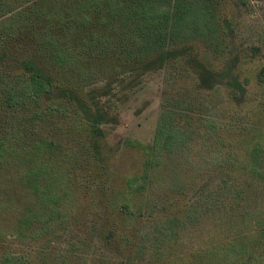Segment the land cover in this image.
I'll list each match as a JSON object with an SVG mask.
<instances>
[{"label": "trees", "instance_id": "16d2710c", "mask_svg": "<svg viewBox=\"0 0 264 264\" xmlns=\"http://www.w3.org/2000/svg\"><path fill=\"white\" fill-rule=\"evenodd\" d=\"M197 4L0 0V264H264V93L249 103L250 78L194 50L217 2ZM156 72L193 75L227 103L201 115L203 128L179 120L193 112L190 93L162 104L152 144H122L144 159L117 186L107 135L127 92ZM258 78L264 86V66ZM193 135L209 162L190 186L173 158ZM161 179L176 197L157 193ZM187 189L182 209L157 216Z\"/></svg>", "mask_w": 264, "mask_h": 264}, {"label": "rangeland", "instance_id": "374dc122", "mask_svg": "<svg viewBox=\"0 0 264 264\" xmlns=\"http://www.w3.org/2000/svg\"><path fill=\"white\" fill-rule=\"evenodd\" d=\"M189 1L198 3L197 5L201 2V0H185L187 3ZM216 2V14L211 19L209 17L204 19L206 21L210 19L209 23H203V21L196 23L197 28L200 27L196 30L195 38H189V41H194L195 46L193 48L199 53L211 59L215 56L214 63L216 65L222 67L233 66L235 73H238L241 80L250 78L247 97L250 100L249 103L256 102L261 97L260 95L264 93V86L257 83L259 70L264 66V0H216ZM199 16L200 14H196V18ZM216 23L217 25L212 32V25ZM178 24L180 26L183 23L178 21ZM202 24L206 26L203 27ZM221 30L222 32H220ZM189 31L193 32L191 29ZM215 46H217V49H214ZM217 50H220L221 53L217 54ZM170 76L164 72L153 73L148 75L140 85L127 92L129 98L122 107L121 121L116 127L110 129L105 144L106 152H111L107 153L110 156L109 162L116 163L117 186L123 183L125 176L140 171L144 159V149L134 146L126 147L122 144L126 139H130L140 142L142 146L151 145L162 104L171 105L178 101L182 103L183 98H187L188 93H190L191 96L196 97L193 101V112L187 116H182L179 120H189L192 123L191 125H199L203 128L206 121L201 118V115L214 113L215 108L211 106L212 104L223 106V103L224 105L227 103V101L223 102L222 100L227 97L225 90L214 93L204 92L201 91L203 89H199L197 86V80L193 75L177 78L176 80ZM164 97L169 98L167 103H162ZM209 99L220 101L212 103L207 101ZM245 105L241 106V114L248 112V107ZM201 139L198 141L196 136L189 138V142L186 143L188 150L184 151L183 154L175 153L174 158L172 157L173 159H179V163L185 171V176L189 180L187 183L190 186L197 184L195 183L196 171H199L198 169L202 166L206 167V162H209L208 147L202 144ZM161 181L163 182L153 184L157 193L169 199L176 197L175 191H168V182L164 179H161ZM157 185H160V188L157 189ZM148 189L151 190V188ZM177 195L180 198H177L173 203H167L168 208L163 212L161 211V214H157V216L164 218L170 215L169 213L172 210L177 211L190 201L193 191L187 189L184 192L177 193ZM210 226L203 224L197 230H193L195 232L192 235L191 242H194V245L200 243L203 238L200 232L206 231V229H201H208ZM191 234L192 231L188 232L187 236L189 237ZM187 239L186 236L183 238V240ZM51 246L55 250L57 248L63 249L62 245L56 242L52 243ZM119 246L117 244V247ZM184 249L188 250L187 247Z\"/></svg>", "mask_w": 264, "mask_h": 264}]
</instances>
